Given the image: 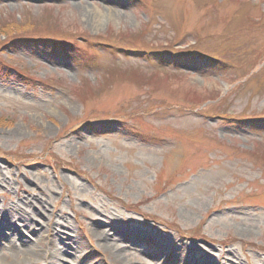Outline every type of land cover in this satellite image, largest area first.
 I'll use <instances>...</instances> for the list:
<instances>
[{
    "label": "rangeland",
    "instance_id": "374dc122",
    "mask_svg": "<svg viewBox=\"0 0 264 264\" xmlns=\"http://www.w3.org/2000/svg\"><path fill=\"white\" fill-rule=\"evenodd\" d=\"M14 27L90 62L2 49L0 264H264V0H0Z\"/></svg>",
    "mask_w": 264,
    "mask_h": 264
},
{
    "label": "trees",
    "instance_id": "16d2710c",
    "mask_svg": "<svg viewBox=\"0 0 264 264\" xmlns=\"http://www.w3.org/2000/svg\"><path fill=\"white\" fill-rule=\"evenodd\" d=\"M9 29V30H8ZM8 29H3L0 28V32L3 36V39L0 40V66L1 63L5 64L4 59L1 57V53L2 51L4 52L5 48H14L17 47V45H23V44H31V45H36V43H42L45 42L46 44L50 45V46H54L56 49H58L59 51L62 52L63 56L66 59H69L70 61L76 63H79L80 67L79 68H85V67H89V62L90 60L87 59V57L83 58V61H79L78 62V58L77 55H82L83 50L81 48V46L79 47L75 42L71 41L72 35L70 34H62L61 36L58 35H53V34H39L38 32H35L36 29H31V30H21L18 31V29L14 28H8ZM16 30V31H15ZM69 35V36H67ZM91 41H86L84 42L85 45H91L92 47L96 50V51H105L106 49L110 48L112 49L114 47V45L109 42V40H107L104 36H94V37H90ZM60 39H63L62 41H60ZM85 41V40H83ZM43 43V44H45ZM65 44H69V45H65ZM116 51H127V48H123L122 46H117L116 48H114ZM137 49V48H136ZM163 52L160 53L157 50H152L149 51V53L151 54H156L157 56L161 57L165 52L172 50L174 53V61L176 60V62H174V64L176 65L179 61L181 62L182 58H180L181 56L186 54V49L185 48H179V49H173L172 47H164V49H162ZM78 52V53H75ZM138 53H147V50L145 49H137ZM154 52V53H153ZM150 54V55H151ZM178 58V59H176ZM181 59V60H180ZM213 59V61L211 62V66L213 65H217L215 62H218L220 64L224 63L223 59H215V58H211ZM208 60V59H207ZM210 60V59H209ZM187 63H190L192 61H186ZM172 64V65H174ZM219 64V65H220ZM6 65V64H5ZM8 66V65H7ZM16 74L18 77L14 76L15 79H19L21 81L27 80L29 82V86H34V84L36 83L37 86L35 87H44L45 89H48L50 87V84L46 83L44 80L41 79H37L34 77H28L27 75H25L23 73L22 69H16ZM1 74V71H0ZM36 81V82H35ZM25 82V81H24ZM26 82V83H28ZM34 82V83H31ZM217 115V113H216ZM224 117V116H222ZM256 118L260 119L263 123H264V115H259V116H255ZM254 118V119H256ZM177 227V226H176ZM178 228V227H177ZM186 234V233H184ZM197 234V233H195Z\"/></svg>",
    "mask_w": 264,
    "mask_h": 264
},
{
    "label": "bare ground",
    "instance_id": "6f19581e",
    "mask_svg": "<svg viewBox=\"0 0 264 264\" xmlns=\"http://www.w3.org/2000/svg\"><path fill=\"white\" fill-rule=\"evenodd\" d=\"M17 233H18V231H17ZM34 254H36V253H34Z\"/></svg>",
    "mask_w": 264,
    "mask_h": 264
}]
</instances>
